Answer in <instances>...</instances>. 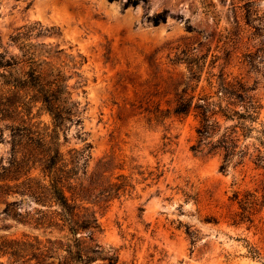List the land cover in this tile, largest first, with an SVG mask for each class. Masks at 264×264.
Wrapping results in <instances>:
<instances>
[{
    "label": "rangeland",
    "instance_id": "1",
    "mask_svg": "<svg viewBox=\"0 0 264 264\" xmlns=\"http://www.w3.org/2000/svg\"><path fill=\"white\" fill-rule=\"evenodd\" d=\"M125 2L31 0L25 8V1L0 0V44L16 27L39 21L57 31L40 38L60 49L54 61L83 58L80 76L72 73L67 81L81 122L69 126L64 142L60 138L62 150L89 143V168L114 151L132 156L144 171L145 180L134 174L139 182L132 195L114 199L100 213L99 243L117 254L116 264H260L248 247L264 257V205L251 222L233 225L239 209L232 191H254L261 199L264 167L246 159L222 171L220 156L191 150L193 114L148 124L145 109L157 102L167 107L189 76L187 63L177 58L193 57L202 66L195 96L210 91L207 78L215 82L220 71L247 80L256 85L264 126V0ZM163 11L165 20L154 24L152 17ZM40 119L50 123L47 113ZM0 126L1 160L9 143L8 130ZM18 199L14 209L21 214L34 206L19 195L0 194V237L56 234L6 214V203ZM0 261L39 264L7 256Z\"/></svg>",
    "mask_w": 264,
    "mask_h": 264
},
{
    "label": "trees",
    "instance_id": "2",
    "mask_svg": "<svg viewBox=\"0 0 264 264\" xmlns=\"http://www.w3.org/2000/svg\"><path fill=\"white\" fill-rule=\"evenodd\" d=\"M21 1L26 2L25 8L31 3ZM140 1L147 0H126L125 4L134 6ZM164 13L154 15L153 23L164 21ZM56 32L39 21H28L9 34L5 45L0 44V125L8 130L9 143L7 155L0 160V194L19 195L34 203L21 214L14 209L21 199L13 200L6 203L4 212L34 228L56 232L43 239L0 237V257L13 261L28 258L39 264H90L97 260L116 264L117 254L99 243V215L114 199L132 195L139 182L134 174L146 178L132 156L110 151L89 168V143L62 150L60 138L64 142L69 126L81 122V111L71 98L67 81L72 73L80 76L83 58L67 55L66 62L54 61L52 56L57 57L60 49L54 50L40 38ZM177 59L185 61L189 69L183 89L167 101L166 108L158 102L146 108L145 122L191 113L197 121L191 145L194 153L220 156L222 171L229 165H243L246 159L264 167L262 104L256 85L220 71L215 82L212 75L207 78L211 90L202 89L195 96L202 66L197 58ZM65 67L71 73H66ZM43 113L50 116L49 124L40 119ZM262 191L261 199L254 191L241 195L232 191L239 211L231 224L252 221L256 208L264 205V187ZM248 253L264 264L257 248L249 246Z\"/></svg>",
    "mask_w": 264,
    "mask_h": 264
}]
</instances>
